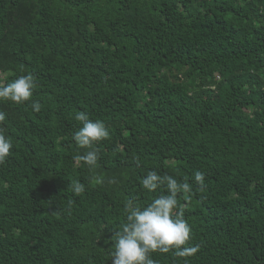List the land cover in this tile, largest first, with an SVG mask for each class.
Returning a JSON list of instances; mask_svg holds the SVG:
<instances>
[{"label":"trees","instance_id":"16d2710c","mask_svg":"<svg viewBox=\"0 0 264 264\" xmlns=\"http://www.w3.org/2000/svg\"><path fill=\"white\" fill-rule=\"evenodd\" d=\"M28 74L0 101V264H112L126 202L168 194L149 171L191 185L197 248L155 264H264V0H0V84ZM80 111L109 137L78 146Z\"/></svg>","mask_w":264,"mask_h":264},{"label":"clouds","instance_id":"9594fccd","mask_svg":"<svg viewBox=\"0 0 264 264\" xmlns=\"http://www.w3.org/2000/svg\"><path fill=\"white\" fill-rule=\"evenodd\" d=\"M36 81L31 74L20 75L10 83L0 84V101H11L23 104L33 95ZM33 111L39 112L41 104L33 101ZM5 119L0 113V121ZM75 119L81 127L73 134V140L81 148H92L95 142L109 137L110 133L101 120H92L84 111L76 113ZM13 145L3 131H0V164L9 156ZM76 160H82L89 166H95L98 160L97 150L87 151L84 155H77ZM195 182L203 185L204 173L196 171ZM142 187L148 192L156 191L166 185L168 194L154 198L145 207L135 206L129 200L125 204L126 220L121 229L112 237L114 250L111 253L112 264H155L151 253H167L174 251L176 256L188 257L196 253V247L187 246L191 239V228L184 219L183 209L178 208L177 196L180 193L192 191L187 182L178 183L170 175H159L156 171H149L140 180ZM74 194L84 192V185L79 181L71 183Z\"/></svg>","mask_w":264,"mask_h":264}]
</instances>
